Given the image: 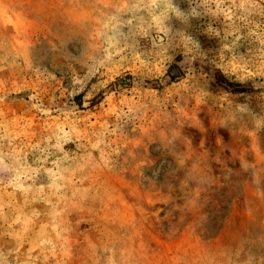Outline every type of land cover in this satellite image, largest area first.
<instances>
[{
  "label": "rangeland",
  "instance_id": "obj_1",
  "mask_svg": "<svg viewBox=\"0 0 264 264\" xmlns=\"http://www.w3.org/2000/svg\"><path fill=\"white\" fill-rule=\"evenodd\" d=\"M0 264H264V0H0Z\"/></svg>",
  "mask_w": 264,
  "mask_h": 264
},
{
  "label": "trees",
  "instance_id": "obj_2",
  "mask_svg": "<svg viewBox=\"0 0 264 264\" xmlns=\"http://www.w3.org/2000/svg\"><path fill=\"white\" fill-rule=\"evenodd\" d=\"M170 73V71H168ZM216 77L218 79V82L226 89L231 90L233 92H245L246 88L241 86L239 83L230 81L226 79L222 74L216 73ZM130 78L129 75H124L122 77L116 78V81H114L115 84L124 83L125 80H128ZM174 76H170V80H173ZM113 83H110L109 85H112Z\"/></svg>",
  "mask_w": 264,
  "mask_h": 264
}]
</instances>
